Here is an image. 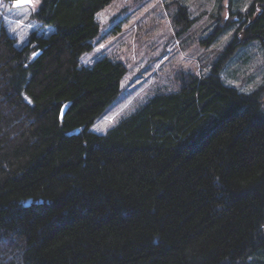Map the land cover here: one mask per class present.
<instances>
[{
  "label": "trees",
  "instance_id": "16d2710c",
  "mask_svg": "<svg viewBox=\"0 0 264 264\" xmlns=\"http://www.w3.org/2000/svg\"><path fill=\"white\" fill-rule=\"evenodd\" d=\"M112 1L39 0L54 30L19 47L0 29V264H264V84L221 80L235 36L206 74L179 71L177 90L90 130L127 72L79 65ZM251 6L238 30L264 53ZM173 19L186 30L188 8Z\"/></svg>",
  "mask_w": 264,
  "mask_h": 264
},
{
  "label": "rangeland",
  "instance_id": "374dc122",
  "mask_svg": "<svg viewBox=\"0 0 264 264\" xmlns=\"http://www.w3.org/2000/svg\"><path fill=\"white\" fill-rule=\"evenodd\" d=\"M253 1L113 0L98 11L99 33L92 49L81 54L79 65L107 55L122 61L127 72L120 93L90 130L103 133L156 91L177 90L179 71L206 74L235 36L238 44L220 70L221 80L247 93L264 84L263 46L259 40H247L234 20L237 15L250 16ZM38 4L30 0L14 6L0 0V29L13 36L18 47L32 30L46 35L54 30L32 17ZM178 4L188 8L190 24L183 31L173 19ZM262 98L264 102V87Z\"/></svg>",
  "mask_w": 264,
  "mask_h": 264
},
{
  "label": "flooded vegetation",
  "instance_id": "af4514ba",
  "mask_svg": "<svg viewBox=\"0 0 264 264\" xmlns=\"http://www.w3.org/2000/svg\"><path fill=\"white\" fill-rule=\"evenodd\" d=\"M250 13H252V8H250L249 14ZM250 17H251V15L248 16V14L245 15V16L237 15V16H235L234 20L236 21V23L238 25H241L243 22H245L246 20H248V18H250Z\"/></svg>",
  "mask_w": 264,
  "mask_h": 264
},
{
  "label": "water",
  "instance_id": "95a60500",
  "mask_svg": "<svg viewBox=\"0 0 264 264\" xmlns=\"http://www.w3.org/2000/svg\"><path fill=\"white\" fill-rule=\"evenodd\" d=\"M28 3H30V0H15V1H13L12 4L14 6H20L22 4H28Z\"/></svg>",
  "mask_w": 264,
  "mask_h": 264
}]
</instances>
